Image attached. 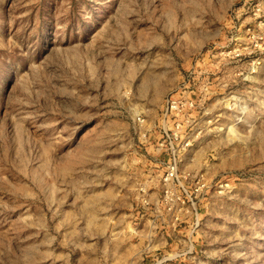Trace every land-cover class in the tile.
<instances>
[{
  "label": "rangeland",
  "instance_id": "1",
  "mask_svg": "<svg viewBox=\"0 0 264 264\" xmlns=\"http://www.w3.org/2000/svg\"><path fill=\"white\" fill-rule=\"evenodd\" d=\"M0 264H264V0H0Z\"/></svg>",
  "mask_w": 264,
  "mask_h": 264
}]
</instances>
